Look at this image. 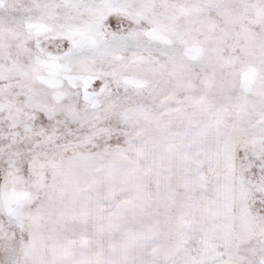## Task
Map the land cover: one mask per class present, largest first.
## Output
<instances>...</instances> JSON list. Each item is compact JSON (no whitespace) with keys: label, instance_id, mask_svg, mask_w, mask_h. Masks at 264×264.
<instances>
[{"label":"snow or ice","instance_id":"snow-or-ice-1","mask_svg":"<svg viewBox=\"0 0 264 264\" xmlns=\"http://www.w3.org/2000/svg\"><path fill=\"white\" fill-rule=\"evenodd\" d=\"M0 264H264V0H0Z\"/></svg>","mask_w":264,"mask_h":264}]
</instances>
